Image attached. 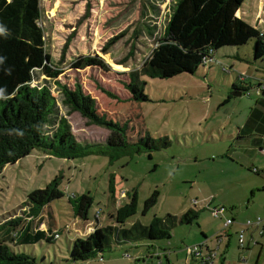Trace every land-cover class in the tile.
<instances>
[{
    "label": "rangeland",
    "instance_id": "374dc122",
    "mask_svg": "<svg viewBox=\"0 0 264 264\" xmlns=\"http://www.w3.org/2000/svg\"><path fill=\"white\" fill-rule=\"evenodd\" d=\"M172 2L38 0L37 23L43 29L46 51L57 58L65 37L70 35L56 78L67 86L78 81L94 98L98 111L104 110L111 119L125 120L128 141L147 133L156 144L160 145L161 141L167 144L148 149L140 146L138 150L116 156L114 151L120 150L109 149L70 158L34 147L14 162L5 163L0 169V222L5 217L21 215L22 208L26 207V193L44 186L53 177L63 192L42 206L40 218L34 216L28 220L32 227L38 224L48 228L47 232L56 230L58 237L14 245L13 231L9 233L11 238L0 231L6 243L15 251L32 255L36 264H77L79 261L142 264V254L149 249L161 253L163 247L171 250L170 260L176 263L175 250L181 258L180 248L184 244L193 243L201 231L211 236L222 224L221 211L215 217L209 208L202 207L207 199L211 203L206 206L222 204L225 215L234 217V222L227 227L224 264H264V231L260 235L255 232L260 244L248 248L236 246V231L241 228V222L260 215H245V192L250 196L247 188L250 179L262 174L252 171V166L259 168L254 162L256 153L245 151V131L238 129L258 95L264 99L256 85L259 80L264 81V54L256 60L252 58L253 38L242 44L218 47L211 53L212 59L199 64L193 73L182 71L168 77L140 74L145 97L128 98L129 91L124 85L128 72L138 69L162 36ZM237 9L239 15L264 34V0H243ZM147 27L151 29L150 34ZM116 34L119 36L108 48L101 50L102 44ZM81 53L100 55L106 66H69V56ZM238 72L244 74V79L237 77ZM42 78L48 79L38 74L32 82ZM232 83L244 89L233 94ZM99 87L115 97L108 96ZM52 93L58 97L55 90ZM56 103L77 140L104 142L109 128L87 123L77 111L66 113V107L58 99ZM132 189L136 190V209L126 218V224L133 220L146 223L154 214L170 213L177 217L188 207L198 209L195 221L176 220L167 238L121 242L86 259H72L69 253L72 239L83 238L93 224L112 223L115 207L127 199ZM153 189L157 190L156 201L142 213V201ZM120 190L126 192L124 197L118 196ZM80 193L91 197L84 218L73 213L67 200V195ZM27 219L21 215L19 226ZM243 234L245 240V230ZM225 238L220 242L221 247ZM208 243H214V238ZM155 260L153 256L147 264ZM214 263L219 264L218 257Z\"/></svg>",
    "mask_w": 264,
    "mask_h": 264
},
{
    "label": "trees",
    "instance_id": "16d2710c",
    "mask_svg": "<svg viewBox=\"0 0 264 264\" xmlns=\"http://www.w3.org/2000/svg\"><path fill=\"white\" fill-rule=\"evenodd\" d=\"M242 1L173 0L162 36L157 39L138 69L128 72V80L124 82L129 91L128 98L145 97L140 74L168 77L182 71L193 73L199 64H203L206 56H210L213 50L222 45H238L253 38L252 58H260L264 54V34L241 15L235 14ZM38 17V0H0V28L5 29V32L0 33V169L5 163L14 162L34 147L48 154L70 158L109 149L120 150L114 151L116 156L129 150H138L140 146L148 149L167 144V141L156 144L147 133L128 141L125 120L111 119L104 110L98 111L94 98L83 90L78 81L72 82L71 86L61 83L56 75L61 71V60L65 57L70 35L65 37L58 57H52L45 49L43 29L37 23ZM146 29L150 34L151 29ZM119 34L106 40L101 50L105 51ZM67 63L71 67L88 64L106 66L96 53L69 56ZM38 74H44L48 79L32 82ZM256 85L264 93V89L259 88V82ZM99 88L108 96L115 97L109 90ZM231 88L244 89L235 83H232ZM52 89L58 93V97L53 95ZM57 99L66 107V113L75 110L87 123L109 128L110 133L104 142L77 140L64 113L59 112ZM62 194L56 185V177H53L44 186L26 193V207L22 208L21 215L28 217V220L34 216L40 218L38 214L42 206ZM156 196L157 190L153 189L143 199L142 213L153 205ZM67 200L73 213L84 218L91 197L80 193L67 195ZM135 209L136 190L132 189L127 193V199L115 207L112 223L93 224L83 238L72 239L69 251L71 258L86 259L121 242L167 238L176 220L190 223L195 221L198 212V209L188 207L177 217L170 213L163 216L154 214L146 223L133 220L126 224V218ZM21 215L5 217L0 222L3 234L11 238L9 233L13 231L11 235L14 237V245L34 243L41 238L52 239L49 235L51 231L47 232L48 228L32 227L28 220L19 226ZM200 234L205 236L202 232ZM0 264L36 262L32 255L15 251L2 236Z\"/></svg>",
    "mask_w": 264,
    "mask_h": 264
},
{
    "label": "crops",
    "instance_id": "0c3cea01",
    "mask_svg": "<svg viewBox=\"0 0 264 264\" xmlns=\"http://www.w3.org/2000/svg\"><path fill=\"white\" fill-rule=\"evenodd\" d=\"M235 14L239 15L238 9L235 11ZM260 81L261 80H259L258 82ZM238 129L239 130L243 129L245 131V151L252 150L253 152L256 153V159L254 160V162H257V165L259 166V168L256 166H252L251 167L252 171L256 173L259 172L262 174V175L255 174L254 175L255 177L250 179V182L247 187L249 189L250 196L247 197V193L245 192V197H246L245 215L247 214L264 215V170H260L261 167H264V99L262 98V96L258 95V97L255 100V103L248 107V110L245 112V122L241 126H238ZM245 158L249 159L248 157H245ZM208 203H211V199H207L205 201V205ZM214 204L216 203H213L211 205H214ZM205 205L204 206L202 205V207H205ZM233 222L234 220L231 223ZM37 225L33 227H38ZM261 227H262V232L260 234H262L264 231V221L261 222ZM38 228L45 229L43 227H38ZM241 228H245L244 229L246 233L245 234V246H246L245 248H248L249 245H256L259 243L257 236H255V232L257 233L256 225L253 224V225H247L244 227L241 222ZM215 232L216 231H214L213 233ZM203 234L205 235V232ZM203 237L204 236H201L200 234V237L196 239L195 241H198L199 239ZM227 243H228V237L226 236L225 242L223 244V249L221 250L222 254L220 255L218 259L219 264H224V250H225ZM175 251L176 253H179L178 250H175ZM174 257L178 259V256L175 254V252H174ZM165 260H166L165 257H163V261ZM169 261L171 260L169 259Z\"/></svg>",
    "mask_w": 264,
    "mask_h": 264
},
{
    "label": "built area",
    "instance_id": "2783aa9c",
    "mask_svg": "<svg viewBox=\"0 0 264 264\" xmlns=\"http://www.w3.org/2000/svg\"><path fill=\"white\" fill-rule=\"evenodd\" d=\"M212 59L211 55L206 56L202 63L204 64L206 60ZM225 69V67H223ZM244 74L241 72H238L237 77L239 79H243ZM259 88L264 89V81L261 80L259 82ZM125 191L120 190L118 196L124 197ZM205 207L210 209V212L212 215H218V211H221L224 215V219L222 220V225L218 231L213 233L211 236H204L203 238L199 239L198 241H195L191 244H184L180 250H181V258L176 259V263L169 261L170 254L172 253L170 249L168 248H161V253L159 251H156L155 249H149L147 252L141 255L140 260L142 261V264H147L148 259H152L153 256H155V263L153 264H215L214 261L220 255L222 254L223 246L221 247L220 242L224 237H228V230L227 227L229 224L234 220L232 216H226L224 213V206L222 204H214V205H205ZM98 211H96L97 213ZM96 216V214H95ZM215 216V217H216ZM264 221V215H256L253 218H246L245 221L242 222V225L245 227L247 225H256L257 233L260 234L262 232L261 222ZM244 229L245 228H239L236 231V246L238 248H243L245 245L244 240ZM49 235L52 236V238L58 237V232L56 230H52ZM214 238V243L209 244L208 240H212ZM174 253V252H173ZM176 254V251H175ZM162 255V258H161ZM163 257H165V261H163ZM77 264H85L84 261H79Z\"/></svg>",
    "mask_w": 264,
    "mask_h": 264
},
{
    "label": "clouds",
    "instance_id": "9594fccd",
    "mask_svg": "<svg viewBox=\"0 0 264 264\" xmlns=\"http://www.w3.org/2000/svg\"><path fill=\"white\" fill-rule=\"evenodd\" d=\"M3 32H5V29L0 28V33H3ZM0 95H2V90H0Z\"/></svg>",
    "mask_w": 264,
    "mask_h": 264
},
{
    "label": "water",
    "instance_id": "95a60500",
    "mask_svg": "<svg viewBox=\"0 0 264 264\" xmlns=\"http://www.w3.org/2000/svg\"><path fill=\"white\" fill-rule=\"evenodd\" d=\"M232 93H240V90H232ZM262 95H264V93H261Z\"/></svg>",
    "mask_w": 264,
    "mask_h": 264
}]
</instances>
